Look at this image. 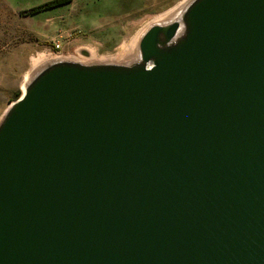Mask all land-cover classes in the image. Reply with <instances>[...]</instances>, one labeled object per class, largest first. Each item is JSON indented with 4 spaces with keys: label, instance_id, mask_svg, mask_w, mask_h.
<instances>
[{
    "label": "water",
    "instance_id": "obj_1",
    "mask_svg": "<svg viewBox=\"0 0 264 264\" xmlns=\"http://www.w3.org/2000/svg\"><path fill=\"white\" fill-rule=\"evenodd\" d=\"M137 51L8 105L0 264H264V0H187Z\"/></svg>",
    "mask_w": 264,
    "mask_h": 264
},
{
    "label": "rangeland",
    "instance_id": "obj_2",
    "mask_svg": "<svg viewBox=\"0 0 264 264\" xmlns=\"http://www.w3.org/2000/svg\"><path fill=\"white\" fill-rule=\"evenodd\" d=\"M48 0H0V119L22 93L26 71L38 53L110 60L145 24L184 0H70L33 12ZM131 39V40H130ZM54 43L60 45L54 49ZM18 96V97H19Z\"/></svg>",
    "mask_w": 264,
    "mask_h": 264
},
{
    "label": "bare ground",
    "instance_id": "obj_3",
    "mask_svg": "<svg viewBox=\"0 0 264 264\" xmlns=\"http://www.w3.org/2000/svg\"><path fill=\"white\" fill-rule=\"evenodd\" d=\"M187 2V0L179 2L176 6L173 8L163 12L159 16L152 19L150 22L144 25V27L141 28V30L138 32L135 38L131 40L130 43L125 45L123 43V51L116 54L115 57L117 58H109L110 60H94L97 56L96 54L88 49H81V51L78 52L79 56L73 55V57H67L63 55H54V54H46L45 53H38L37 55L32 57V69L29 71H26L23 77V81L21 84V90L22 92L25 89L26 83L30 80L32 75L41 67L47 65L52 60H59V59H69V60H76L82 63H91V62H129L138 57V51H137V42L141 34L152 24L155 23H167L175 18H177L180 14L181 9L183 8L184 4Z\"/></svg>",
    "mask_w": 264,
    "mask_h": 264
},
{
    "label": "trees",
    "instance_id": "obj_4",
    "mask_svg": "<svg viewBox=\"0 0 264 264\" xmlns=\"http://www.w3.org/2000/svg\"><path fill=\"white\" fill-rule=\"evenodd\" d=\"M69 1L70 0H48V1L43 2L42 4H39V5L35 6V7H33L31 9V11L36 12V11H39L41 9L57 6V5H60V4H64V3H67ZM18 96H19V93H16V98Z\"/></svg>",
    "mask_w": 264,
    "mask_h": 264
},
{
    "label": "built area",
    "instance_id": "obj_5",
    "mask_svg": "<svg viewBox=\"0 0 264 264\" xmlns=\"http://www.w3.org/2000/svg\"><path fill=\"white\" fill-rule=\"evenodd\" d=\"M59 47H60V45H59L58 43H54V49H55V50H58Z\"/></svg>",
    "mask_w": 264,
    "mask_h": 264
}]
</instances>
